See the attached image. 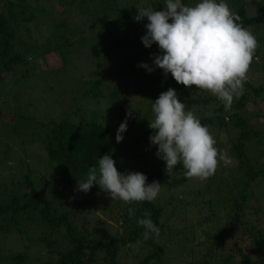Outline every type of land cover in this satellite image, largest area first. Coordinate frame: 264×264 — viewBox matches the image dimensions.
Wrapping results in <instances>:
<instances>
[{
    "label": "trees",
    "instance_id": "1",
    "mask_svg": "<svg viewBox=\"0 0 264 264\" xmlns=\"http://www.w3.org/2000/svg\"><path fill=\"white\" fill-rule=\"evenodd\" d=\"M54 1L0 0V112L13 117L0 126L5 144L4 150L0 145V242L16 234L33 247L26 243V251L1 253V261L26 264L31 253L41 264H264V200L258 192L264 185V0H235L236 7L242 2L232 11L239 23L262 36L244 92L229 111L211 92L181 85L155 67L154 57L162 53L141 39L149 21L134 17L138 7L162 11L165 0ZM198 2L182 0L189 6ZM121 48L118 63L112 57ZM103 65L115 69L112 76L100 75ZM128 88L148 94L149 109L128 105ZM169 88L180 93L185 111L199 103L211 106L203 125L220 122L217 148L224 138L220 150L232 163L218 166L203 186L188 185L182 164L167 176L166 162L150 142L152 106ZM35 95L50 96L52 105L36 106ZM103 98L109 109L101 117L96 107L104 106ZM250 103L257 105L252 112ZM129 111L118 143L117 131ZM9 141L39 142L43 154L26 151L31 162L19 169L8 163ZM104 154L112 155L120 173L141 172L147 181H159L162 197L112 200L99 185L76 195L78 180H86L91 167L98 169ZM141 156L149 159L134 169ZM145 211L160 229L158 238L144 240V229L137 226Z\"/></svg>",
    "mask_w": 264,
    "mask_h": 264
},
{
    "label": "clouds",
    "instance_id": "2",
    "mask_svg": "<svg viewBox=\"0 0 264 264\" xmlns=\"http://www.w3.org/2000/svg\"><path fill=\"white\" fill-rule=\"evenodd\" d=\"M138 9L134 19L141 21L147 17L149 21L145 25L146 35L141 37L143 44L151 47L155 43L162 53L155 55V67L163 69L165 75L171 73L181 85L211 92L229 111L234 97L244 92L258 47L256 37L239 23L240 16L232 12L225 0H200L194 6L185 5L182 0H165L162 11ZM139 66L150 73L155 70L148 64ZM152 108L154 119L149 121V127L154 134L150 142L158 146L156 155L166 162L167 176L182 164L187 178L203 181L213 176L221 163L226 166L232 163L227 152L216 147L208 127L192 111H185L186 105L175 89L162 92ZM131 116L129 111L119 126L118 143L124 139ZM94 185H99L112 200L119 198L128 203L151 202L161 191L159 181L149 184L141 172L120 173L111 154L99 157L98 169L91 167L86 180H78L75 191L87 194ZM129 217H135L131 208ZM136 223L144 229V240L153 234L156 238L160 236L149 212L145 211L144 218H137Z\"/></svg>",
    "mask_w": 264,
    "mask_h": 264
},
{
    "label": "rangeland",
    "instance_id": "3",
    "mask_svg": "<svg viewBox=\"0 0 264 264\" xmlns=\"http://www.w3.org/2000/svg\"><path fill=\"white\" fill-rule=\"evenodd\" d=\"M32 1H35V0H32ZM51 1H54V0H51ZM227 1H228L230 9L232 11L234 9L238 8V6L242 3V2L241 3L239 2L238 6L236 7V3L237 2L235 0H233V1L227 0ZM53 3H55V1ZM247 9H248L250 15H255L256 14V11H255V9L252 6H248ZM75 21H77L78 23H81V20L76 18V17H75ZM250 29H253V28L249 27L247 30L250 31ZM253 35L256 37L257 40H260L261 36H262V31H260L258 29H256V30L254 29ZM122 51H123V48L116 50L114 52L115 56L112 57V59L114 61L118 62V63L122 62L121 61V55H120V52H122ZM124 51L126 52V51H128V49L124 48ZM71 65L77 66L76 64H71ZM94 65L95 64H93V62H91V66L94 67ZM120 66H121V64L118 67H120ZM113 71L115 72L114 68L112 70L110 69L108 71L107 65H103L102 69L100 70V72H101L100 75H103V72H104L105 74H108L107 76H112L111 74L113 73ZM64 79L66 81L68 80L66 78H64ZM117 79H118L117 77H114L110 81L114 80L112 82L114 84V82H117ZM66 88L69 89V86H66ZM175 91L177 92L178 98L180 99V93H178L177 90H175ZM37 95L34 96V101H33L36 106L40 105V107L45 108L47 106V104L49 106L52 105L53 102H52L50 96L44 95L43 97H41V96H37ZM36 96H37V101H36ZM125 96H126V99L128 100V105H131L132 107H134V106L135 107H142L143 110L149 109V106H147V104L150 102V98H149L148 94L133 92L132 90H130L128 88V90L126 91V95ZM213 96H215V95H213ZM103 101H104V104H103L104 106L96 107V106L93 105L94 103L91 105V107H96V108H99L101 110L99 112V116H101V117H103L104 113L107 112V110L109 109L106 106V105H108V103L106 102L107 98H103ZM210 108H211L210 105L200 104L199 103L198 105H194L189 111H192L194 113V115L199 120H203L205 117H208L211 114L212 111H211ZM256 108H257V105H253L251 103L248 105L249 112H252V110L254 111V109H256ZM42 116H44V114L42 115V113H41V117ZM12 118L13 117H12L11 113H9V112H7L5 110L3 112H0V126H3V124L10 123L13 120ZM253 119H256V118H253ZM214 121L215 122H213V123L205 124V126L208 127L209 131L211 132V134L213 135L214 139L216 140V147H217L218 146L217 138H218V136H220V134L222 132L220 131V128L218 127V124L220 123L218 121V118L215 119ZM252 122L257 124L259 121L258 120H252ZM111 123H112L111 124L112 128L114 127V130L116 132V129H115V126H114L115 125V121H113ZM231 124H232V122H228L226 125L228 127H230ZM5 140H6V138H5ZM220 140H221L220 149H222V147L224 148L225 140L222 137H221ZM0 145H1L2 150H4L5 149V144H0ZM9 145H10V150H9L10 159H8V163L11 164V165L17 166L19 169H20V166L22 165L23 162H26V161H30L31 162V159L26 156V154H27L26 151L34 150V151L39 152V154H43V150L41 149L39 142H35L34 144H27L26 146H23V145H21L20 142L9 141ZM147 159H149V156H147V157L146 156H141L140 162L138 164L132 165V166H134L133 168L135 169L136 166H138V165H141V167L144 166L145 162L147 161ZM159 162L161 163V161H159ZM219 167H224V164L223 165L220 164ZM147 182L149 184L152 183V181H147ZM204 182H205V180L201 181L199 179L192 178V179H189L188 185H189V183H193V184H195V186H203ZM258 192H259L261 198H263V200H264V185H260L259 186ZM76 193H77L76 195L84 196V193H82V192H76ZM163 193L164 192L160 191V193L158 194L156 199L161 198ZM156 199H155V201H156ZM194 215H196V213ZM26 243L29 245L28 249L33 250V247L30 245L31 243H29V241L27 239L26 240L20 239V237L18 235L12 234V235L8 236L5 241L0 242V255L2 256L3 253H5V254H7V253L17 254L18 251H26L27 250V248H25V246H26L25 244ZM26 260H27L25 262L26 264H41V263H38V262H36V263L34 262L35 260H34L33 255L31 253H28ZM0 264H7V263H5L3 260L1 261V258H0Z\"/></svg>",
    "mask_w": 264,
    "mask_h": 264
}]
</instances>
